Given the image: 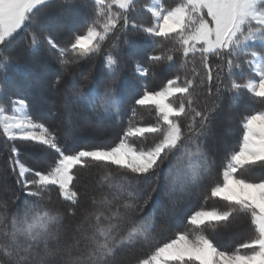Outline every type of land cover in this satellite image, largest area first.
I'll use <instances>...</instances> for the list:
<instances>
[{
  "label": "snow or ice",
  "instance_id": "6c2138e0",
  "mask_svg": "<svg viewBox=\"0 0 264 264\" xmlns=\"http://www.w3.org/2000/svg\"><path fill=\"white\" fill-rule=\"evenodd\" d=\"M92 2L94 11L90 21L82 32L74 34L65 47L46 30L42 34L35 30L29 32V50L36 51L44 45L54 49L59 63L70 76L65 81L62 75H57L53 82L61 96L66 135H71L79 127V120L88 118L82 112L96 113L99 119L120 113L122 103L109 84L93 83L84 91L78 84L83 71L72 72L74 66L98 55L105 43L118 36L120 31L131 28L167 42L170 47L160 54L150 55L148 59L172 62L174 55L180 53L182 70L193 63L198 54L206 76L201 77L197 84L196 78L200 73L193 67L191 78L187 72L183 76L178 73L160 90H145L135 99V104L154 110L157 118L154 124L139 126L130 121L115 146L81 149L74 153L66 152L57 134L32 118L30 102L24 94L3 93L0 89V93L16 97L10 100L11 114L9 108L0 104V134L9 141L31 142L56 154L47 171L35 170L14 161L25 200L23 208H18L10 217L6 206L0 203V209H3L0 211V264H49L51 258L61 253L65 257L64 264H116L122 250L153 242L159 217L176 213L177 191L190 198L212 173L214 161L198 142V137L206 134L209 115L193 106V93L198 88L207 84L211 95L214 77L209 59L214 57L226 62L230 74L234 68L240 69L246 64L258 79H248L243 85L233 82L231 88L239 90L243 87L253 96L264 98V0H179L174 6H168L166 0H151L150 4L143 5L151 14L147 25L130 15L140 10V0ZM55 3L56 0H0V67L10 66L15 59L9 45L16 34L24 28H31L38 22L40 14ZM257 43L260 51L255 50ZM104 62L113 76L119 71L121 61L115 43L105 54ZM216 68L222 71L223 63H218ZM134 71L140 76L149 73V69L139 62L135 63ZM220 71L215 77L218 81L221 79ZM174 97L183 99L177 103ZM74 108L82 112L74 111ZM190 114H194L192 123L185 131L182 117ZM136 116L137 111L133 108L132 118ZM196 117L200 118L199 131L194 127ZM242 129L238 150L229 154L222 167V183L211 189L212 197L228 202L227 210L191 213L187 223L200 231H177L174 238L155 247L152 254L138 264H264V177L249 180L238 175L249 165L264 167V111L246 115ZM148 134L158 135L159 139L144 148L129 143V138L147 139ZM186 135L187 141L184 140ZM11 153L18 156L19 149L13 146ZM176 153H180L177 160L187 163L174 172L169 161L164 190L171 205L168 207L159 197L153 198L156 188L152 182L164 160ZM89 161L105 169L115 166V173L107 171L102 178L108 182L111 198H93V205L100 207L90 212L85 210L84 220L77 226L79 232L87 223L90 231L74 236V245H61L63 221L66 215L74 216L79 205V194L74 190L77 179L74 169H87ZM140 185L144 186L143 189ZM54 190L64 201L70 202L66 213L59 208L48 207ZM150 203L149 210L138 216L137 213L143 212ZM234 214L250 216L254 231L250 238L230 252L216 245L204 234L201 226L215 227L213 221H228ZM81 240L84 241L83 251L79 249Z\"/></svg>",
  "mask_w": 264,
  "mask_h": 264
},
{
  "label": "trees",
  "instance_id": "16d2710c",
  "mask_svg": "<svg viewBox=\"0 0 264 264\" xmlns=\"http://www.w3.org/2000/svg\"><path fill=\"white\" fill-rule=\"evenodd\" d=\"M178 2L179 0H166L168 6H174ZM150 3L151 0H140V10L130 14L132 19L147 25L150 22L151 14L143 5ZM93 11L92 0H56L54 6L40 14L37 23H34L31 28L20 30L16 34L13 42L9 45V51L15 59L10 66L0 67V89H3V93L24 94L30 102L32 118L55 132L61 145L68 153H74L81 149L91 150L115 146L129 127L130 121L139 126L154 124L157 119L154 110L142 108L135 104V99L142 95L145 90H160L165 86L168 79L173 78L178 73L183 76L187 72L191 78L193 67L200 73V76L196 78L197 84L201 77L206 76L198 54L195 61L189 63L182 70L183 60L180 53L174 55L172 62L148 59L150 55L160 54L166 47H170L171 45L167 42L131 28L120 31L118 36L105 43L98 55L93 56L86 63L72 68V72L83 71V75L78 77V84L84 91H87L93 83L109 84L122 103L120 113L99 119L96 113H84L81 109L74 108V111H81L88 118L79 120V127L71 135H66L67 129L64 125L63 109L60 107L61 96L57 93L53 82L57 75H62L65 81L70 79V76L59 63L58 53L54 49L44 45L36 51L29 50V32L35 30L37 34H42L46 30L58 44L65 47L73 39L74 34L84 30L93 15ZM113 43L118 46L121 61L119 71L114 76L108 72L104 62L105 54L112 50ZM255 50L260 51L259 43L255 45ZM136 62L149 69L147 76H140L134 71ZM218 63H223L222 71L216 68ZM209 64L213 69L214 77L211 95L208 94L207 84L198 88L197 92L193 93V106L209 115L206 122V134L199 136L198 142L207 152L210 160L214 161L211 176L190 198L182 196L177 191L175 194L176 213L167 217H159L155 240L148 244L122 250L117 256L116 264H138L141 259L150 256L155 247L174 238L177 231H200L199 228L187 223V217L191 213L199 210L225 211L229 207L228 202L218 197H212L211 189L217 183H222L221 173L226 158L232 151L238 150L244 117L253 112L264 111V98L253 96L243 87L239 90L231 88L233 82L243 85L248 79L256 78L246 64L242 65L240 69L234 68L231 74L226 67V62H221L212 57L209 59ZM217 71H220L221 75L219 81L215 79ZM85 76H88L89 79L85 80ZM5 81L7 82L5 83ZM217 87H219V92H217ZM3 93H0V104L9 108V114H11L10 100L16 97ZM173 99L179 103L180 99L183 98L174 97ZM133 108L137 111L135 119L132 118ZM192 115L194 114L182 117V127L185 131L188 124L192 123ZM199 121L200 118L196 117L194 124L196 131L200 130ZM231 126H233L232 129ZM156 139H159L158 135L148 134L147 139L129 138V143L137 148H144L150 146ZM187 139L188 135L185 136L184 140L187 141ZM222 143H226V145H222ZM13 146L19 149L18 156H13L11 153ZM179 155L180 153H176L175 156L170 155L166 158L152 182L156 188V191L152 193L153 198L159 197L162 204L168 207L171 205L168 197L164 195V190L167 187L166 177L169 161L172 162L174 172L177 169H182L187 163V161L177 160L176 157ZM55 157L56 154L44 146L31 142L9 141L0 134V203L6 206L9 217L18 208H23L25 200L22 183H18L20 179L18 166L14 165V161L18 160L26 167L35 170L47 171L53 164ZM192 162L195 164V159ZM107 171L115 173L117 170L115 166L105 169L91 161H89L87 169H74L77 174L74 190L79 194V205L76 207L75 215H66L63 221L64 228L62 231L65 232V235L63 234L64 240L61 239V245H70L74 236L79 237L80 232L90 231L87 223H84L80 232H75L73 228L80 225L84 220L85 210L90 212L100 207L93 205V198L97 200L105 196L111 198L108 182L102 179ZM238 175L249 180H257L264 177V167L260 164L249 165L241 169ZM29 178H31L30 174ZM91 187L95 188L94 192L88 191ZM140 187L143 189L144 186L140 185ZM69 206L70 202L64 201L57 190L52 191L48 207L59 208L66 213ZM150 207L151 203L137 215H143ZM2 210L0 209V211ZM212 223L216 226H201L204 234L209 236L221 249L230 252L235 250L239 243L250 238L254 231L250 223V216L246 214H234L228 221ZM79 249L83 251L84 243L80 242ZM75 252L76 249L74 248L73 253L75 254ZM64 259L63 254L56 256L54 264H64Z\"/></svg>",
  "mask_w": 264,
  "mask_h": 264
},
{
  "label": "rangeland",
  "instance_id": "374dc122",
  "mask_svg": "<svg viewBox=\"0 0 264 264\" xmlns=\"http://www.w3.org/2000/svg\"><path fill=\"white\" fill-rule=\"evenodd\" d=\"M218 118H219V117H218ZM222 118H223V117H222ZM232 127H233V126H231V129H232ZM226 136L228 137V134H226ZM222 145H226V143H222ZM96 187H98V186L96 185ZM94 189H95V188L91 187V188H89L88 191H89V192H91V191L94 192ZM73 229L75 230V232H78V231H77V226H75ZM82 229H83V227L80 229V231H81ZM80 231H79V232H80ZM63 234L65 235V232H64ZM71 238H72V237H71ZM62 240H64V239L62 238ZM80 242L84 243L83 240H81ZM74 244H75V240L72 238V239H71V244H70V245H74ZM61 254H63V253H61ZM61 254H60V255H61ZM57 256H59V255H57ZM55 258H56V256L53 257V258H51V259L49 260V263L54 264V260H55Z\"/></svg>",
  "mask_w": 264,
  "mask_h": 264
},
{
  "label": "crops",
  "instance_id": "0c3cea01",
  "mask_svg": "<svg viewBox=\"0 0 264 264\" xmlns=\"http://www.w3.org/2000/svg\"><path fill=\"white\" fill-rule=\"evenodd\" d=\"M255 79H258V77H256ZM213 222H215V221H213Z\"/></svg>",
  "mask_w": 264,
  "mask_h": 264
},
{
  "label": "bare ground",
  "instance_id": "6f19581e",
  "mask_svg": "<svg viewBox=\"0 0 264 264\" xmlns=\"http://www.w3.org/2000/svg\"><path fill=\"white\" fill-rule=\"evenodd\" d=\"M48 67V66H47Z\"/></svg>",
  "mask_w": 264,
  "mask_h": 264
}]
</instances>
